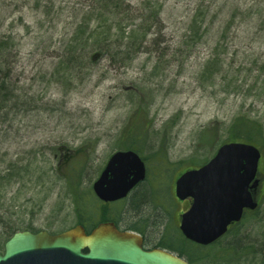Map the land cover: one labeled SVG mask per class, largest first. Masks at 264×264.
I'll return each instance as SVG.
<instances>
[{
	"label": "rangeland",
	"instance_id": "374dc122",
	"mask_svg": "<svg viewBox=\"0 0 264 264\" xmlns=\"http://www.w3.org/2000/svg\"><path fill=\"white\" fill-rule=\"evenodd\" d=\"M142 1L128 3L135 7ZM148 1L157 4L154 9L162 6V26L131 62L91 61V53V64L66 79L56 55L84 24L89 0H0V39L12 37L19 51L9 86L14 96L0 110V254L6 225L52 234L73 227L74 191L92 194L108 158L125 150L133 131H139L140 141H134L139 152L134 151L151 178L125 204L107 211L122 209L121 223L129 227L140 221L144 236L156 243L165 231L171 244L179 242L174 253L186 259L187 247L177 239L178 216L188 203L175 201L173 180L213 157L236 116L257 121L264 140V31H231L228 45L217 47L224 64L205 74L217 28L195 47L183 44L196 0ZM228 1L249 5L252 0ZM260 150L264 171V144ZM152 170L158 179H152ZM171 203L170 216L160 219L159 206ZM235 238L241 255L249 247L256 251L242 264H258L264 249V195L219 248H230ZM208 257L199 264H224L213 252Z\"/></svg>",
	"mask_w": 264,
	"mask_h": 264
},
{
	"label": "water",
	"instance_id": "95a60500",
	"mask_svg": "<svg viewBox=\"0 0 264 264\" xmlns=\"http://www.w3.org/2000/svg\"><path fill=\"white\" fill-rule=\"evenodd\" d=\"M259 160L260 152L254 146L229 143L222 145L207 164L177 178L176 198L191 200L189 210L179 220V229L187 240L210 245L240 221L243 210L256 209L261 181L257 174ZM144 177L139 156L119 151L108 160L93 184V192L104 202L118 201ZM0 264L188 263L160 250L144 251L138 236L119 232L112 223H105L89 235L80 226L57 235L17 232L5 243Z\"/></svg>",
	"mask_w": 264,
	"mask_h": 264
},
{
	"label": "trees",
	"instance_id": "16d2710c",
	"mask_svg": "<svg viewBox=\"0 0 264 264\" xmlns=\"http://www.w3.org/2000/svg\"><path fill=\"white\" fill-rule=\"evenodd\" d=\"M153 6L157 4L148 0H143L135 7L131 6L128 0H89L88 10L84 15V24H80L74 30L68 44L56 55V64L62 70L61 78L69 79L75 74V70L90 65L91 53L98 54L99 59L109 58L116 65L125 66L131 62L144 48L143 44L148 36L153 35L155 29H160L162 26V6L159 5L155 9ZM241 27H252L259 32L264 31V0H252L249 5L239 1L230 3L228 0L223 2L196 0L193 14L185 30L183 44L187 47H195L202 37H206L214 28H217L215 30L216 46L212 49L204 67L206 74L211 67H220L224 64L223 51H217V47L221 49L227 46L231 31L235 33V30ZM6 39H0V110L5 109L14 96V91L9 86L19 54L18 49H13V38L6 37ZM124 41L128 43L125 44ZM261 128L257 121L236 116L228 128L229 135L226 142L241 141L260 147L264 144ZM133 132L135 133L131 135L129 142L123 145V148L139 152L137 144L134 146V141L139 142L141 134L139 131ZM155 159L156 163L159 161L164 164L162 160ZM75 177L72 176L71 179ZM14 178H18V174L10 178L8 182ZM141 195L144 196V193H140V198ZM73 197L76 223L84 226L87 232L98 222L111 220L116 223L117 215L114 214L116 212L108 213L106 206H102L101 214L99 217L96 216L98 213L95 211V202L90 193L84 196L74 191ZM235 227H232L222 239L208 247L196 246L182 240L187 247L186 260L188 263H202L209 259L211 252L216 256L214 259L218 263L223 262L224 264H242L244 257L254 256L256 251L249 247L251 243L248 244L251 251L241 255L242 245L237 238L234 239L230 248H219L221 241L233 232ZM19 230L21 229L15 226L6 225V239ZM175 250L180 251L178 247ZM258 264H264L262 254Z\"/></svg>",
	"mask_w": 264,
	"mask_h": 264
},
{
	"label": "flooded vegetation",
	"instance_id": "af4514ba",
	"mask_svg": "<svg viewBox=\"0 0 264 264\" xmlns=\"http://www.w3.org/2000/svg\"><path fill=\"white\" fill-rule=\"evenodd\" d=\"M139 186H137L136 188H134V190L131 191L130 195L132 196V194L135 193V191L138 189ZM129 195V196H130ZM129 196L126 198V200L129 198ZM125 200V201H126ZM125 203V202H124ZM160 207V216L161 218L160 219H163L162 218V215L163 217L164 216H169V213H168V210L166 209H163L162 206H159ZM129 213V211H128ZM126 214V213H125ZM121 222H123V220H121ZM134 226H138V222L135 224V225H132V226H127L125 223H121L120 224V229L123 230V231H128L130 230L132 227ZM146 228L142 231H139L137 230L139 233V235L142 237V243H143V247L145 250H152V249H155V248H161L162 247V250H167V251H170L171 249L170 248H173V244H171L169 241H168V235H166L164 232L161 233L157 243L152 241V240H149L147 237L144 236V234L146 233Z\"/></svg>",
	"mask_w": 264,
	"mask_h": 264
},
{
	"label": "bare ground",
	"instance_id": "6f19581e",
	"mask_svg": "<svg viewBox=\"0 0 264 264\" xmlns=\"http://www.w3.org/2000/svg\"><path fill=\"white\" fill-rule=\"evenodd\" d=\"M243 24H244V22H243ZM250 29H252V27L250 28ZM249 28H247V30H250ZM83 67H81V69H82ZM130 213V212H129Z\"/></svg>",
	"mask_w": 264,
	"mask_h": 264
}]
</instances>
